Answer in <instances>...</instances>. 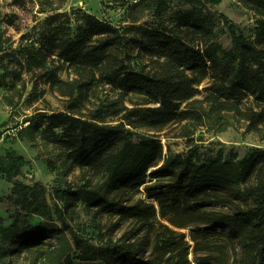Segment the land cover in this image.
Segmentation results:
<instances>
[{"label": "trees", "instance_id": "obj_1", "mask_svg": "<svg viewBox=\"0 0 264 264\" xmlns=\"http://www.w3.org/2000/svg\"><path fill=\"white\" fill-rule=\"evenodd\" d=\"M9 1L22 8L31 0ZM35 1L46 18L35 41L23 45L25 65L28 71L37 69L41 78V73L48 75L68 100L61 110L36 109L16 128L21 127L20 137L30 136L58 151L66 173L79 170L83 184L65 182L48 201L42 184L27 190L15 183L13 193L26 189L21 209L42 221L26 222L11 245L0 247V256L22 255L69 234L76 258L84 263L193 264L191 245L181 232L185 229L190 230L197 264H264V149L241 160L202 162L165 153L160 140L170 128L176 138L191 140L199 130L222 133L236 122L264 139V0H238L257 15L256 36L248 39L231 26L233 48L225 52L213 23L195 11L168 26L164 19L170 0H138L123 27L80 9L62 12L67 0ZM147 11L155 26L138 24ZM146 59L162 68L148 69ZM64 65L75 68V86L58 78ZM21 79L19 70L0 74V90L8 85L18 93ZM97 81L124 95L138 94L145 102L124 106L116 121H108L87 104ZM251 98L256 107L244 104ZM13 121L11 116L9 123ZM140 129L154 134L136 143ZM166 177L173 178L172 186L159 181ZM142 188L151 203L135 200ZM156 203L173 228L154 224ZM81 212L89 217L98 243L74 227ZM128 223L132 227L118 238ZM65 264H74L71 255Z\"/></svg>", "mask_w": 264, "mask_h": 264}, {"label": "rangeland", "instance_id": "obj_2", "mask_svg": "<svg viewBox=\"0 0 264 264\" xmlns=\"http://www.w3.org/2000/svg\"><path fill=\"white\" fill-rule=\"evenodd\" d=\"M138 0H67L62 7V12H71L73 9H80L97 18L112 23L116 26H125L129 22L131 8ZM170 10L164 21L168 26L178 23L179 17L190 11L207 17L212 23L217 35L218 46L222 52L230 51L233 48L231 26L236 28L238 34L248 39H255L257 30V15L245 8L238 0H202V4L190 6L178 0H170ZM45 14L39 13L38 1L31 0L25 7L13 5L9 0H0V43L3 53L0 54V74L6 71L19 70L22 79L16 85L17 92H12L10 87L4 86L0 90V247H7L22 234L27 223L36 225L42 219L32 216L21 209L20 202L26 194L37 183L42 184L47 192L42 194L48 201L54 199V190L65 182L73 185H82L79 170L66 173L59 157V152L40 140H34L30 136H19L18 131L25 116L32 115L38 108L48 110H61L64 108L68 98L60 95V85H51L48 75L38 76L37 69L27 70V55L22 48L35 41L37 32L42 28ZM139 25L151 27L156 25V20L147 11L146 16L138 23ZM20 61L24 63L20 65ZM50 64V67L57 66ZM146 67L151 70L161 69L146 59ZM12 75H8L6 82H12ZM58 78L63 82L74 84L77 79L75 68L69 65L61 67ZM76 84H74L75 86ZM17 94V95H15ZM23 97L18 99L19 96ZM3 96H9L3 101ZM87 104L90 108L100 111L108 121H116L124 110V106L132 107L134 104H144V97L138 94L124 95L114 86L97 81L96 85L89 91ZM14 98V99H13ZM13 101V105H8ZM245 105L256 107L258 103L253 98L244 101ZM14 121L9 123L10 118ZM9 123L7 127L5 124ZM154 133L140 129L134 137L136 143H140L146 136H153ZM176 131L170 128L160 135L165 153L172 152L183 157L191 156L194 161L207 162L218 160L221 162L230 160H241L257 149H264L263 135L249 132L245 123L236 122L235 125L222 133L199 130L189 140L176 138ZM41 140H43L41 138ZM172 177L161 178L159 181L167 187L172 186ZM67 180V181H66ZM156 182L153 181L152 183ZM15 183H21L26 189L21 188L13 193ZM35 191H40L35 188ZM28 202H31L32 192L27 193ZM135 200L142 199L148 203L143 192L135 193ZM158 216L154 224L158 227L161 223L171 226L160 214L158 204ZM20 213V214H19ZM108 220L104 219V223ZM79 234L91 237L98 243V235L90 229L89 217L81 212L73 222ZM131 223L126 224L124 229L117 233L119 238L122 233L131 228ZM185 234V241L191 245L189 259L197 264V257L193 253L194 243L190 238V230H181ZM71 255L74 264H100L84 263L78 260L75 244L69 234L64 235L60 240H55L47 245L24 252L16 256H0V264H65V258Z\"/></svg>", "mask_w": 264, "mask_h": 264}]
</instances>
